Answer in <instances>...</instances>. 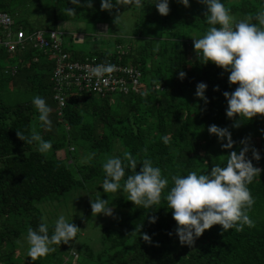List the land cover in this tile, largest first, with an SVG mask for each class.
Segmentation results:
<instances>
[{"label": "trees", "instance_id": "trees-1", "mask_svg": "<svg viewBox=\"0 0 264 264\" xmlns=\"http://www.w3.org/2000/svg\"><path fill=\"white\" fill-rule=\"evenodd\" d=\"M223 2L237 22L254 18L264 10V0ZM190 5L170 0L166 16L154 4L131 6L139 28L134 39L117 37L113 50L87 54L74 46L73 34L63 29L62 49L73 59L95 57L104 61L111 57L120 61V56L123 64L138 67L142 85L128 93L105 95L70 90L61 111L51 81L55 65L51 53L32 46L9 52L0 46V248L9 246L0 251V264L33 263L11 245L22 231L13 225L12 216L26 217L28 228L36 229L44 223L36 201L82 186L99 175L104 181L103 164L112 157L127 163L129 154L137 161V171L144 159H150L168 179V185L160 203L152 208L144 209L124 199L120 204L125 210L115 224L103 220L100 225L101 249L85 252L89 264H264V114L250 120L238 114L227 117L228 103L223 93L233 92L238 84H229V72L223 68L199 59L194 37H202L211 26L205 20L206 5L199 0H190ZM100 6L101 0H93L92 8L87 7L86 0H81L79 6L71 0H0V11L11 14L28 32L60 28L69 20L106 22L108 14L120 12L119 8L110 12ZM67 8L76 13L67 16ZM250 22L256 23L255 19ZM67 35L69 41L65 40ZM180 71L186 73L183 79L179 78ZM200 82L208 85L207 103L195 95ZM35 96L43 97L51 108L50 131L39 120L32 103ZM236 121H240L239 127ZM212 124L231 132V148L222 147L227 139L221 141L208 132ZM18 131L28 138L35 133L50 141L52 155H47L49 151L40 153L36 142L27 144ZM165 136L167 143L163 141ZM75 139L89 147L90 162L81 163V175L72 170L71 164H78L67 163L75 151ZM66 147V157H58L57 151ZM245 147L246 158L262 169L247 185L255 199L247 212L254 227L245 225L241 231L223 232L217 224L192 245L181 244L173 210L165 198L173 186L172 177L186 176L191 171L210 172L216 165L223 167L232 151L239 153ZM253 151H259L260 160L254 158ZM131 174L126 169V177ZM151 217H156L155 223L150 222ZM69 222L82 231L80 223ZM48 229L51 235L54 224ZM144 234L150 241L143 239ZM77 253H69L68 264H84ZM56 257L52 264H64L61 256Z\"/></svg>", "mask_w": 264, "mask_h": 264}, {"label": "clouds", "instance_id": "clouds-1", "mask_svg": "<svg viewBox=\"0 0 264 264\" xmlns=\"http://www.w3.org/2000/svg\"><path fill=\"white\" fill-rule=\"evenodd\" d=\"M75 5H80L81 0H71ZM185 7H190V0H178ZM206 5L204 13L207 24L211 27L200 38L194 37V49L199 59L207 64L212 62L218 67L229 72V84H238L233 92H224L228 107L226 115L234 118L250 120L257 114H264V10H259L255 17L235 21L230 10L223 0H199ZM154 4L161 15L170 12V0H101V10L112 11L120 5H132L141 8L145 4ZM88 8L93 7V0H86ZM74 9H66L67 16L74 15ZM255 19L256 23L250 22ZM114 22L122 24L121 15L115 17ZM116 70L114 64H98L89 69L90 74L103 78ZM186 73L179 72L183 79ZM208 85L204 82L197 84L195 95L208 102L206 90ZM219 90V87H216ZM32 103L39 112L42 126L49 131L52 129L50 119L51 108L41 96H35ZM240 121L235 126L239 127ZM208 132L215 134L221 141L222 147L231 148L233 145L231 132L227 128L215 124L208 126ZM20 139L27 144L37 143V150L46 153L52 148L50 141L44 140L40 135L33 133L30 138L18 131ZM165 143L168 137H163ZM248 148H243L239 153L232 151L227 158L225 166H213L210 172H189L186 176H173V186L166 195L168 208L172 211L177 222L176 234L181 244L192 245L205 230L214 225H221L222 231H241L243 227H254V221L247 214L255 203L251 191L247 187L255 176L260 175L262 169L254 167L250 159L246 158ZM256 160L261 159L259 151H253ZM125 163L120 157H112L103 164L106 177L102 188L106 193L118 190L127 194L126 199L134 205H141L144 209L152 208L160 203L162 192L168 185V179L163 176L159 167L154 166L150 159H144L140 170L137 171V161L131 154ZM126 169L133 174L127 175ZM124 181L121 185V181ZM92 214L113 215V208L108 205V200L97 198L91 201ZM151 223L156 222V217L150 218ZM80 228L69 222L64 215L55 221L54 230L49 235L48 225L40 223L36 229L27 230V255L33 261L47 255L55 249L50 245L68 244L76 240ZM171 235V233H169ZM145 241H150L147 234L143 235ZM31 246V247H30Z\"/></svg>", "mask_w": 264, "mask_h": 264}, {"label": "rangeland", "instance_id": "rangeland-1", "mask_svg": "<svg viewBox=\"0 0 264 264\" xmlns=\"http://www.w3.org/2000/svg\"><path fill=\"white\" fill-rule=\"evenodd\" d=\"M131 6L132 5H120V12L116 11L113 15L108 14L106 22L69 20L62 23L60 29L71 32L73 34L74 46L86 51L85 53L87 54L107 49L113 50L116 46L115 39L117 37L121 39H134L135 32L139 28L138 20L133 16V9ZM46 11H48V9H46ZM117 15H121L122 17V24L120 26L114 22ZM41 19L45 21L46 16H43ZM68 36L69 35L65 36L66 41H69ZM72 146H74L75 151L72 152L67 163L72 162L78 164L74 165L70 163L75 174L81 175V165L90 162L88 158L89 147L79 139L73 140ZM66 150L67 147L66 149L57 151V156L65 158L67 155ZM47 155H52L50 150ZM102 183L103 181L99 175L87 181L82 186L75 187L66 192L53 193L47 199L35 202L37 212L42 216L43 222L47 225L55 224V221L60 215H64L68 221H75L82 225V231L77 234L76 240L74 239L68 244L61 243V245H50V247L55 250L50 251L43 257H39L37 261H33L31 257L27 255V218L20 215L12 216L11 220L13 221V225H18L22 230L21 235L11 241V245L15 247L17 254H22L26 260L37 264H52L54 259L57 258L56 256H61L64 264H68V260L71 256L70 254L78 252L77 254L81 255L80 259L85 260L83 263L89 264V258L85 252H89L90 250L98 251L102 247L100 242L101 223L103 220H106L109 224H115L125 210L120 203L126 199L127 194L121 190L114 193H106L102 188ZM121 185H123V183H121ZM98 197L108 200V205L113 208L112 216L103 213L98 215L92 214L91 201H95ZM105 216H107V218H105ZM8 247L9 246L1 247L0 251ZM9 250L12 249L10 248ZM13 254H15V252Z\"/></svg>", "mask_w": 264, "mask_h": 264}, {"label": "built area", "instance_id": "built-area-1", "mask_svg": "<svg viewBox=\"0 0 264 264\" xmlns=\"http://www.w3.org/2000/svg\"><path fill=\"white\" fill-rule=\"evenodd\" d=\"M64 35L65 32L60 28H40L28 32L11 14L0 11V46L9 52L32 46L51 53L55 62L51 81L54 84V97L58 102L59 111L64 107L70 90L105 95L115 91L128 93L131 88H140L142 73L136 65L123 64L120 56V61L111 57L104 61L95 57L73 59L69 52L62 49ZM98 64H114L116 70L98 79L89 71Z\"/></svg>", "mask_w": 264, "mask_h": 264}, {"label": "water", "instance_id": "water-1", "mask_svg": "<svg viewBox=\"0 0 264 264\" xmlns=\"http://www.w3.org/2000/svg\"><path fill=\"white\" fill-rule=\"evenodd\" d=\"M31 247V246H30Z\"/></svg>", "mask_w": 264, "mask_h": 264}]
</instances>
